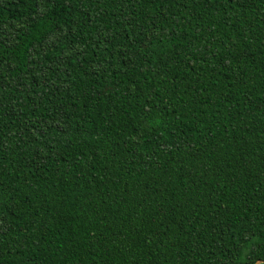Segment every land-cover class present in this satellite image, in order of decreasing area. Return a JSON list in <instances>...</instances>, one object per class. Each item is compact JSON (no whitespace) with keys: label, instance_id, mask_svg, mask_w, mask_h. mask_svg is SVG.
Wrapping results in <instances>:
<instances>
[{"label":"trees","instance_id":"trees-1","mask_svg":"<svg viewBox=\"0 0 264 264\" xmlns=\"http://www.w3.org/2000/svg\"><path fill=\"white\" fill-rule=\"evenodd\" d=\"M264 264V0H0V264Z\"/></svg>","mask_w":264,"mask_h":264},{"label":"water","instance_id":"water-1","mask_svg":"<svg viewBox=\"0 0 264 264\" xmlns=\"http://www.w3.org/2000/svg\"><path fill=\"white\" fill-rule=\"evenodd\" d=\"M262 261H256L254 264H261Z\"/></svg>","mask_w":264,"mask_h":264}]
</instances>
